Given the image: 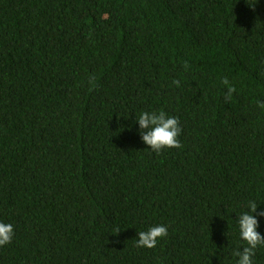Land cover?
Returning a JSON list of instances; mask_svg holds the SVG:
<instances>
[{"label":"trees","instance_id":"1","mask_svg":"<svg viewBox=\"0 0 264 264\" xmlns=\"http://www.w3.org/2000/svg\"><path fill=\"white\" fill-rule=\"evenodd\" d=\"M160 110L182 132L156 153L134 122ZM249 201L264 210V0H0V264H236Z\"/></svg>","mask_w":264,"mask_h":264},{"label":"clouds","instance_id":"2","mask_svg":"<svg viewBox=\"0 0 264 264\" xmlns=\"http://www.w3.org/2000/svg\"><path fill=\"white\" fill-rule=\"evenodd\" d=\"M221 83L227 88L225 99L231 97L235 88L227 78ZM137 135L142 143L156 153L165 149L180 147V127L179 119L169 115L163 110L142 111L135 116ZM247 211L238 215V236L246 246L235 253L236 264H255L254 256L258 247L264 246V235L259 231L260 217H264V210H259L255 201H249ZM168 235V228L164 224H157L149 227L145 231L137 233L136 246L144 248H154L158 241ZM15 236V227L12 223L0 220V247L8 245Z\"/></svg>","mask_w":264,"mask_h":264}]
</instances>
